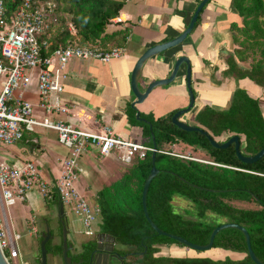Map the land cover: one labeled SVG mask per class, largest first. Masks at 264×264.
<instances>
[{
	"label": "trees",
	"instance_id": "obj_1",
	"mask_svg": "<svg viewBox=\"0 0 264 264\" xmlns=\"http://www.w3.org/2000/svg\"><path fill=\"white\" fill-rule=\"evenodd\" d=\"M22 1L2 0L9 15ZM126 1L31 0L33 9H42L46 13L43 30L37 35L39 58L43 65L60 47L79 45L103 50L123 49L130 30L123 28L107 33L106 29L119 16ZM233 7L241 23L230 24L235 48L233 55L225 58L227 70L223 76L231 75L235 79L248 77L264 88V0H233ZM203 10L204 7L194 29ZM236 61L248 64L249 73L241 70ZM175 113L176 110L157 119L150 114L141 115L145 121H137L135 112L128 110L130 124L142 129L141 144L153 149L152 135L156 143L154 166L159 173L151 180L146 197L150 219L166 233L182 237L192 244L206 245L213 229L222 223H208L201 219L210 213L217 215L224 219L223 223H234L247 230L252 251L264 263V155L253 164L242 163L233 145L226 149L214 148L207 136L177 128L172 123ZM195 122L212 139L238 135L243 155H255L264 148V118L259 101L238 87L227 109L205 106L195 115ZM187 148L191 149L189 154L186 153ZM151 156L150 150H146L143 157L134 156L120 177L97 193L96 202L100 208L98 233L114 237L117 245L127 248L120 251L127 254L125 264H254L247 255L244 235L235 229L218 232L212 249L245 254L241 260L156 256L160 246L183 245L157 235L144 216L141 196L153 166ZM176 194L194 204L195 218H186L175 212L173 197ZM49 201L53 205L60 203L56 195ZM50 234L52 236L51 231ZM61 236L60 226V239ZM41 240L40 236L39 244ZM95 247L96 240L93 239L81 244V251L68 252L71 262L88 264ZM46 249L48 256L62 260L61 240L59 244H53L51 237ZM38 252L37 264L40 263L39 245ZM4 255L7 256V251Z\"/></svg>",
	"mask_w": 264,
	"mask_h": 264
},
{
	"label": "crops",
	"instance_id": "obj_2",
	"mask_svg": "<svg viewBox=\"0 0 264 264\" xmlns=\"http://www.w3.org/2000/svg\"><path fill=\"white\" fill-rule=\"evenodd\" d=\"M199 1L127 0L119 12V22L110 24L106 29L107 33L123 28L130 30L121 57L108 63L98 60L69 61L64 73L66 78L62 81L63 90L58 95L61 105L68 110L67 114H44L35 107L37 118L66 121L77 129L92 133L108 127L118 137L141 144L142 129L130 124L128 119V110L134 101L130 89L132 68L145 50L171 40L183 32ZM231 23H241V18L233 7V0H210L204 6L198 26L181 45L144 63L139 76L140 91L145 92L152 81L168 77L175 61L184 56L191 65V86L195 103L191 112L180 118L182 122L199 126L195 122V115L205 106L216 110L227 109L237 87L259 101L264 118V88L248 77L235 79L231 75L223 76V72L227 70L225 58L233 55L235 48L230 32ZM236 62L241 70L249 72L247 64ZM185 73L186 66L182 64L172 83L154 88L147 100L137 107L140 116L150 114L157 119L174 110L185 108L189 102ZM26 92L28 100L37 104L38 98L33 88ZM229 137L223 135L217 138V141L223 142ZM31 147H34L32 153ZM5 149L3 153L0 149V160H9V163L15 166L30 160L38 166L42 179L49 184H54L60 174L59 159L68 154L67 149L58 142L57 134L45 129L28 133L19 144ZM190 152L191 149L187 148L186 153ZM98 158L104 159L103 164L96 165L91 162L98 161ZM78 164L83 172L77 175L75 186L84 198H87V195L92 197L93 205H97L98 191L120 177L119 168H127V165L121 162L118 151L101 157L92 148L81 156V162ZM4 213L12 234H20L29 226L35 228L39 225L40 232L37 231L36 236L40 237L48 226L51 232L54 230L53 244H59V223L64 217L68 224L67 240L73 251L88 240L82 231L86 239L79 241L72 232L65 206L61 216L59 204L53 205L42 197L37 187L28 193L25 201L16 203ZM95 228L98 232L99 221ZM33 245L34 242L31 245L29 243V247ZM184 254L179 245L171 244L160 246L156 256L185 258ZM244 257L245 254L238 253V257L231 260H241ZM35 259L36 257L28 264H34Z\"/></svg>",
	"mask_w": 264,
	"mask_h": 264
},
{
	"label": "built area",
	"instance_id": "obj_3",
	"mask_svg": "<svg viewBox=\"0 0 264 264\" xmlns=\"http://www.w3.org/2000/svg\"><path fill=\"white\" fill-rule=\"evenodd\" d=\"M117 18L113 24L119 22ZM45 19L46 13L42 9H33L31 0H23L11 15L6 13L0 0V147L15 146L26 134L45 129L54 131L58 142L68 151L67 156L59 159L61 171L54 184L44 181L38 166L30 160L20 166L0 160V249L3 254L7 251L4 256L9 264L12 259L17 261L16 264L27 263L23 261L18 245L22 235L10 233L5 210L25 201L28 193L37 187L45 199L51 200L56 195L63 206L68 205L78 218L83 234L96 238L100 208L90 205L75 186L77 175L83 172L78 159L92 148L101 157L118 151L121 162L130 165L134 156L143 157L146 150L153 151L140 143L118 137L108 127L92 133L77 129L66 121L37 118L35 107L44 114H67L68 110L61 105L58 95L63 90L62 81L66 78L64 73L69 61L108 63L119 59L123 53V49L117 47L110 50L79 45L60 47L43 65L37 35L43 30ZM32 88L38 98L37 104L26 100L22 94H14ZM31 232L37 231L32 227Z\"/></svg>",
	"mask_w": 264,
	"mask_h": 264
},
{
	"label": "water",
	"instance_id": "obj_4",
	"mask_svg": "<svg viewBox=\"0 0 264 264\" xmlns=\"http://www.w3.org/2000/svg\"><path fill=\"white\" fill-rule=\"evenodd\" d=\"M209 1L210 0H201L198 3L196 9L194 10V12L192 14V17H191L187 27L184 29L183 32H181L178 36L172 38L171 40H168L166 42H163V43H160V44H157L153 47L148 48L136 60L134 66L132 68L131 74H130V89H131V93L134 97V101L130 104V109L135 112V119L137 121H145L144 119L140 118V111L138 110L137 107L140 106L141 104H143L147 100L150 92L154 88L160 87V86H167L170 83H172L177 76L179 67L182 64H184L186 66L185 80H186V89H187V93H188L189 102L185 108L176 111V113L172 116L173 125H175L177 128H179L185 132H199L202 135L207 136L210 139L211 146L214 148L226 149L229 146L233 145L236 156L242 163L253 164V163L257 162L264 155V148H262L260 151H258L255 155H251V156L243 155L241 152V143H240V138L238 135H232L226 141H223L222 144H219V142L216 139H212L211 136L208 135V132L206 130H204L202 127L197 126V125L186 124L180 120V118L183 115L191 112V110L194 107V103H195L194 92H193L192 86H191V65H190V61L188 60L187 57L180 56L175 61L174 66L172 68V71L168 77H166L164 79H157L155 81H152L151 83L148 84L145 92H141L139 89V85H138L139 76H140V72H141V69H142L144 63L148 59H150V58H152L158 54L172 50V49L178 47L179 45H181L185 41V39L188 37V35H190L191 32L193 31L194 26H195L196 21H197V18L199 16V13L201 12L203 7ZM149 127L151 129V126H149ZM152 146H153V151H152L151 161H152L153 166H152V168L149 172V175L147 176L145 183L143 185L141 201H142V208H143L144 216H145L147 222L149 223V225L156 232V234L159 236H165L167 238H170V239L176 241L177 243H179V244H181L187 248H190L192 250H195V251H208L212 248L214 237L218 232H220L221 230H224V229H235V230L240 231L244 235L246 246H247V255L249 256L251 261L254 264H264L256 257V255L252 251L251 244H250V237H249L247 230L245 228L237 225V224L223 223V224L215 227L213 229V231L211 232L210 237H209V241L206 245H196V244H192V243L188 242L187 240H185L182 237H179V236L169 234V233L162 231L152 222V220L150 219L149 214L147 212L146 197H147V192H148V188H149V185L151 183V180L159 173L158 169L154 166L155 153H156V143H155L153 135H152ZM37 148H39V146ZM33 150H34V147H31L30 153H32ZM8 162H9V160H8ZM59 210L61 213L60 215L63 216V204L62 203H59ZM60 224L62 227V236H61V240H62V254H61L62 264H73L71 262V257L68 255V252H71L73 250H72V246L68 243V240H67V235H68L67 219L63 217L60 220ZM41 237H42V240L39 244V247H40V263L39 264H48V254H47V249H46V243L52 237L50 234V228L48 226H47L46 230L44 231V233H42ZM95 240H96V247L90 255L89 264H109L108 263V259H109L108 254H104V256H103L102 251L104 249V246L108 245L110 248L106 251L108 253L112 252L114 249V245H115V238L112 236L106 235L104 233H97ZM102 256H103V258H102ZM0 264H9L7 259L4 256L3 252L1 251V249H0Z\"/></svg>",
	"mask_w": 264,
	"mask_h": 264
},
{
	"label": "rangeland",
	"instance_id": "obj_5",
	"mask_svg": "<svg viewBox=\"0 0 264 264\" xmlns=\"http://www.w3.org/2000/svg\"><path fill=\"white\" fill-rule=\"evenodd\" d=\"M1 82H2V79L0 78V86H1ZM14 94L15 95L22 94L23 96H25V99L28 100V95H27L26 91L18 90V91H15ZM35 131H37V129ZM53 135H55V134H53ZM222 139H224V138H222ZM10 147H12V146H10ZM5 148L6 147H0L2 153L6 151ZM179 151H180V149H179ZM61 152H62V150H61ZM195 154H196L195 155L196 157H200L197 155L198 153H195ZM80 162H81V157L78 159V163H80ZM91 162H93L96 165H99V164H103L104 159L98 158V161L91 160ZM125 169H126L125 167H120L119 172L122 173ZM85 199L90 205L93 206L92 197L87 195V198H85ZM173 204H174L175 212L183 215L186 218H195L194 204L191 201H189L187 198L176 194L173 197ZM65 209H66V212H68V222L72 227V232L75 234V236H77L79 241L86 239L85 236L82 234L83 229H82L81 224L78 221V218L74 215L73 212H71V208L68 205H65ZM99 219H98V221H99ZM201 221L208 222V223H212V222L217 223L218 222V223L223 224L224 219L217 216V215L210 213L204 219H201ZM35 228H36V231L40 232V226L39 225H37V227H35ZM53 233H54V230H52V234ZM20 234L22 235V239L19 243V249H20V254L22 256V259L24 261H26V263L28 264L33 260L34 257H36L34 264H37L38 256H39V252H38L39 236H36V233L31 232V226H29L28 229H26V230L24 229L22 231V233H20ZM57 235H58V233H57ZM33 242H34L33 247L32 246L29 247V243L31 245ZM179 247H181L183 249V251L185 253L183 255L184 257H207V258H210L213 260L214 259H216V260L224 259V258L234 259V258L238 257V253H236L234 251L223 250V249H219V248H213V249L211 248L208 251H195V250H192V249L187 248L185 246H179ZM119 248L120 249H127L126 247H119ZM173 258H175V257H173ZM11 262H12V264H16V260L12 259ZM48 264H62V262H61V259L59 257L48 256Z\"/></svg>",
	"mask_w": 264,
	"mask_h": 264
},
{
	"label": "flooded vegetation",
	"instance_id": "obj_6",
	"mask_svg": "<svg viewBox=\"0 0 264 264\" xmlns=\"http://www.w3.org/2000/svg\"><path fill=\"white\" fill-rule=\"evenodd\" d=\"M60 226H61V224H60ZM93 239H95V238H88V240L86 242L91 241ZM118 246L119 245H117L115 243L113 251L109 252V253L106 250H108L110 247L108 245L104 246V249L102 251V255L104 256V254H108V258H109L108 263L109 264H125V262H126L127 254H121L120 251L123 249H120L119 248L120 246L119 247ZM76 251L77 252L81 251V246ZM103 256H102V258H103ZM61 262H62V260H61ZM74 264H79V263H74ZM88 264H89V262H88Z\"/></svg>",
	"mask_w": 264,
	"mask_h": 264
}]
</instances>
